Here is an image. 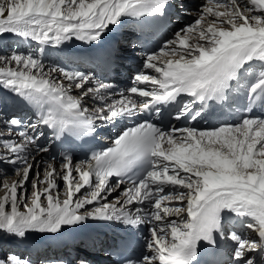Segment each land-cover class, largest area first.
<instances>
[{
  "label": "snow or ice",
  "instance_id": "1",
  "mask_svg": "<svg viewBox=\"0 0 264 264\" xmlns=\"http://www.w3.org/2000/svg\"><path fill=\"white\" fill-rule=\"evenodd\" d=\"M0 192V264H264V0H0Z\"/></svg>",
  "mask_w": 264,
  "mask_h": 264
},
{
  "label": "rangeland",
  "instance_id": "2",
  "mask_svg": "<svg viewBox=\"0 0 264 264\" xmlns=\"http://www.w3.org/2000/svg\"><path fill=\"white\" fill-rule=\"evenodd\" d=\"M185 3L186 4H188L190 7L191 6H193V5H196V4H198V3H200V0H195V4H193V5H190V3L186 0L185 1ZM193 12H194V10H193ZM193 16H194V14H193ZM192 17V16H191ZM193 18V17H192ZM191 18V19H192ZM189 19V18H188ZM179 26V25H178ZM45 159H47V155H45ZM59 162L57 161L56 162V166L57 167H59V164H58ZM9 171H11V168H9ZM58 183L60 184V188H61V195L63 196V188H64V185H63V182L62 181H58ZM28 187H29V192L31 191V186L30 185H28ZM119 194V193H118ZM117 194V195H118ZM0 195H3V193L2 192H0ZM113 197L114 196H116V195H112ZM110 199H111V197H110ZM9 245V246H8ZM7 246H6V249H9V250H12V247H13V244L12 243H9ZM11 246V247H10ZM16 246V245H15ZM20 247V246H19ZM14 248H16V247H14ZM22 248V247H21ZM24 249H25V247H24ZM12 251H15V249H13ZM28 253H26V251H25V253H20V255L21 256H26ZM40 254H44L43 252H40V253H37V255L39 256ZM49 255H51V254H49ZM40 257V256H39ZM38 257V258H39ZM42 257V256H41ZM32 258H33V255H32ZM38 258H35V259H38ZM34 259V258H33ZM34 259V260H35Z\"/></svg>",
  "mask_w": 264,
  "mask_h": 264
},
{
  "label": "bare ground",
  "instance_id": "3",
  "mask_svg": "<svg viewBox=\"0 0 264 264\" xmlns=\"http://www.w3.org/2000/svg\"><path fill=\"white\" fill-rule=\"evenodd\" d=\"M185 1H186V0H184V2H185ZM193 14H194V12H193ZM188 18H189V21H190L192 17H191V16H188ZM114 30H120V28L117 29V28L113 27V30H112V31H114ZM123 31H124V30H123ZM122 36H123V37H126V34L123 32V33H122ZM72 43H74V41L71 42L70 44H72ZM68 46H69V45H68ZM134 54H135V53H134ZM149 71H150V70H149ZM58 164H59V163H58ZM58 168H59V167H58ZM113 194H115V193H113ZM8 246H9V245H8ZM10 247H11V246H10ZM14 247H16V248H14ZM21 247H22V248H21ZM23 248H24V246H20V247H19V246H17V245L15 246V244H13L12 250L15 249V252H18L19 254H20L21 252H22V253H25V251L22 250ZM25 250H27V249L25 248ZM27 251H28V250H27ZM26 253H28V252H26ZM48 254H52V253L49 252ZM31 255H33V254L31 253ZM40 255L42 256L43 254H40ZM40 255H39V256H40ZM36 256H38L37 253H36V255H33V257H36Z\"/></svg>",
  "mask_w": 264,
  "mask_h": 264
}]
</instances>
